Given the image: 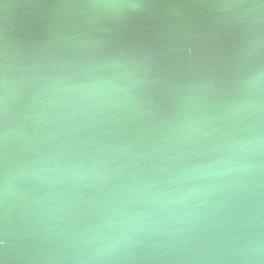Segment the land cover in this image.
Here are the masks:
<instances>
[{
    "label": "water",
    "instance_id": "95a60500",
    "mask_svg": "<svg viewBox=\"0 0 264 264\" xmlns=\"http://www.w3.org/2000/svg\"><path fill=\"white\" fill-rule=\"evenodd\" d=\"M94 2L0 7V261L264 264L260 0Z\"/></svg>",
    "mask_w": 264,
    "mask_h": 264
},
{
    "label": "clouds",
    "instance_id": "9594fccd",
    "mask_svg": "<svg viewBox=\"0 0 264 264\" xmlns=\"http://www.w3.org/2000/svg\"><path fill=\"white\" fill-rule=\"evenodd\" d=\"M93 8H105V9H136L142 7L138 3H130L127 0H95L94 3L88 5ZM227 7V5H225ZM253 7L264 8V0H260L259 5Z\"/></svg>",
    "mask_w": 264,
    "mask_h": 264
},
{
    "label": "snow or ice",
    "instance_id": "6c2138e0",
    "mask_svg": "<svg viewBox=\"0 0 264 264\" xmlns=\"http://www.w3.org/2000/svg\"><path fill=\"white\" fill-rule=\"evenodd\" d=\"M5 0H0V7H3L5 5ZM3 241H0V244H2ZM0 264H2V261H0Z\"/></svg>",
    "mask_w": 264,
    "mask_h": 264
}]
</instances>
